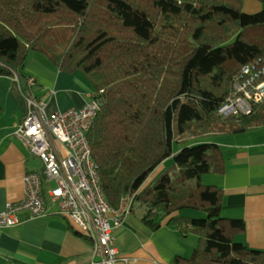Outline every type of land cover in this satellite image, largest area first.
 Masks as SVG:
<instances>
[{
	"label": "trees",
	"instance_id": "trees-1",
	"mask_svg": "<svg viewBox=\"0 0 264 264\" xmlns=\"http://www.w3.org/2000/svg\"><path fill=\"white\" fill-rule=\"evenodd\" d=\"M243 3L0 0V74L27 77L38 51L87 76L102 103L88 137L108 201L119 207L133 195L131 213L141 207L150 229L198 237L171 264H264V249L236 241L245 222L222 215V189L203 182L226 163L220 145L202 138L264 124V101L248 114L218 113L242 68L264 66V9L249 13ZM170 157L172 167L147 183Z\"/></svg>",
	"mask_w": 264,
	"mask_h": 264
},
{
	"label": "crops",
	"instance_id": "crops-1",
	"mask_svg": "<svg viewBox=\"0 0 264 264\" xmlns=\"http://www.w3.org/2000/svg\"><path fill=\"white\" fill-rule=\"evenodd\" d=\"M243 2V8L249 3V13L264 8L260 0ZM16 74H0V210L24 197V174L41 170L43 165L15 134L28 110L25 95L31 91L52 112L80 108L94 93L82 71H64L38 51L30 53L23 69L25 76L37 79V85L31 88L26 81L19 83ZM210 136L202 139L220 145L226 166L221 173L205 174L203 180L222 189L223 216L244 220L245 228L235 239L264 249V124ZM58 146L61 148L60 143ZM141 216L133 211L113 230L118 249L132 258V264H171L178 255H191L198 241L196 234H183L166 224L152 230ZM20 218L19 225L0 226V264H87L97 258L92 240L55 212L54 206L39 217L23 210Z\"/></svg>",
	"mask_w": 264,
	"mask_h": 264
},
{
	"label": "built area",
	"instance_id": "built-area-1",
	"mask_svg": "<svg viewBox=\"0 0 264 264\" xmlns=\"http://www.w3.org/2000/svg\"><path fill=\"white\" fill-rule=\"evenodd\" d=\"M15 78L19 83L26 81L31 88L37 85L32 75L23 78L16 74ZM95 95L80 108L52 112L31 91L25 95L28 110L15 134L43 165L41 170L24 174V197L0 210V226L19 225L23 210L39 217L54 206L55 212L70 219L80 234L92 240L97 258L87 264H132V258L118 249L113 230L131 214L134 196H124L119 207L106 197L88 137L102 106ZM263 101L264 66L255 70L249 64L235 78L233 92L218 113L223 118L248 114L254 103Z\"/></svg>",
	"mask_w": 264,
	"mask_h": 264
},
{
	"label": "rangeland",
	"instance_id": "rangeland-1",
	"mask_svg": "<svg viewBox=\"0 0 264 264\" xmlns=\"http://www.w3.org/2000/svg\"><path fill=\"white\" fill-rule=\"evenodd\" d=\"M249 7V3H246L245 4V7H244V11L246 12H249V10H247L246 8ZM264 9V8H262ZM257 11H260V10H257ZM253 13V12H252ZM190 138H192L193 140L195 139H198V138H194L193 136H189ZM206 138L210 139L211 136L210 135H207L205 136ZM180 138V137H179ZM201 139V138H199ZM192 143V142H191ZM183 144H181L179 141H175L174 143V149H175V152H177L179 149H181ZM174 163V159L173 157H170L168 159H166L163 163H162V169L159 170V167L156 168V170L153 172L152 176L148 179L147 183L150 182L151 180H154L155 178H157L159 176L160 173H162L165 169L167 168H170L172 167ZM153 177V178H152ZM203 182L205 184H210L211 182H208L207 180H203ZM139 192V191H138ZM137 194V192H136ZM133 196V195H132ZM136 208V214L139 215L142 213L143 209L141 207H135ZM184 212L189 215V216H192V217H198V216H202L204 215L203 212L199 211V210H195V209H185ZM195 235V234H194ZM236 241H237V237H236ZM192 254V253H191ZM190 256V255H189Z\"/></svg>",
	"mask_w": 264,
	"mask_h": 264
}]
</instances>
